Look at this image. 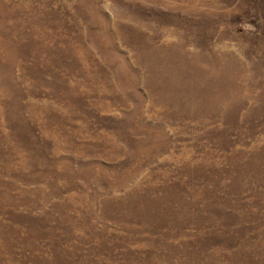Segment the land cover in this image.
<instances>
[{
	"label": "rangeland",
	"instance_id": "obj_1",
	"mask_svg": "<svg viewBox=\"0 0 264 264\" xmlns=\"http://www.w3.org/2000/svg\"><path fill=\"white\" fill-rule=\"evenodd\" d=\"M0 264H264V0H0Z\"/></svg>",
	"mask_w": 264,
	"mask_h": 264
}]
</instances>
